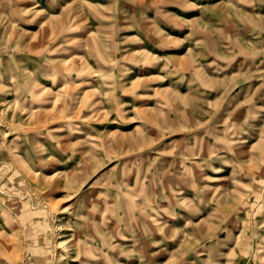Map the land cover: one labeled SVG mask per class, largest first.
Masks as SVG:
<instances>
[{"label": "rangeland", "instance_id": "obj_1", "mask_svg": "<svg viewBox=\"0 0 264 264\" xmlns=\"http://www.w3.org/2000/svg\"><path fill=\"white\" fill-rule=\"evenodd\" d=\"M0 264H264V0H0Z\"/></svg>", "mask_w": 264, "mask_h": 264}]
</instances>
